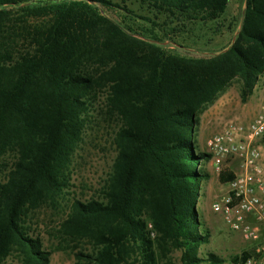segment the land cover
I'll return each mask as SVG.
<instances>
[{
	"label": "trees",
	"instance_id": "obj_1",
	"mask_svg": "<svg viewBox=\"0 0 264 264\" xmlns=\"http://www.w3.org/2000/svg\"><path fill=\"white\" fill-rule=\"evenodd\" d=\"M230 1L0 0V264L50 263L25 220L66 200L72 158L100 110L117 123V157L99 195L70 201L61 222L63 238L90 246L77 264H171L174 251L182 264L227 261L198 257L210 240L197 201L211 159L198 134L234 81L246 103L264 76V0H245L220 50L189 56L172 46L219 22ZM233 178L219 175L221 184Z\"/></svg>",
	"mask_w": 264,
	"mask_h": 264
},
{
	"label": "rangeland",
	"instance_id": "obj_2",
	"mask_svg": "<svg viewBox=\"0 0 264 264\" xmlns=\"http://www.w3.org/2000/svg\"><path fill=\"white\" fill-rule=\"evenodd\" d=\"M113 2L119 3L122 7L125 5L121 0H113ZM244 5L245 0H231L227 13L219 22L209 23L204 27L198 26L189 34L183 33L177 36L178 45L172 47L179 53L189 56H197L201 52H216L224 48L231 42L238 30ZM127 6L140 15H144L143 12L139 11L138 4H132L130 1L127 2ZM114 10L107 11L109 16L121 22L125 12L117 8ZM137 25L147 26V23L139 20L135 26ZM218 26H220V31L215 32ZM257 104L260 112L264 105V76L259 77L254 93L246 103L241 100L240 83L234 81L208 110V121L200 122L198 134L200 152L208 154V139L221 133L228 121L237 120L242 123H249L254 120L255 116H251V113L252 108L256 107ZM91 117V122L88 124L83 139L72 158V180L66 200L57 209L39 208L25 220L27 229L39 237L43 249L50 254L49 264H77L75 253L90 252V246L85 241H68L60 235L59 231L70 201L74 199L87 201L97 197L117 157L114 145L115 132L117 131L116 121H112L101 110L94 112ZM259 145L262 147L264 155V138ZM210 164V160L205 164L206 170L212 166ZM234 167L237 165L234 164ZM3 179L4 175L1 176L0 182ZM198 188L197 210L201 218L202 229L209 231L210 234L209 243L199 248L198 257L207 259L208 255L212 254L220 259L228 260L232 256L240 255L249 247V244L244 242L240 234L231 231L221 217L212 210V204L224 194V185L214 175L202 181L200 186L198 184ZM181 257V251L172 252L170 255L171 264H182ZM4 264L23 263L17 256H12ZM201 264L210 263L205 260Z\"/></svg>",
	"mask_w": 264,
	"mask_h": 264
},
{
	"label": "built area",
	"instance_id": "obj_3",
	"mask_svg": "<svg viewBox=\"0 0 264 264\" xmlns=\"http://www.w3.org/2000/svg\"><path fill=\"white\" fill-rule=\"evenodd\" d=\"M263 138L264 105L251 122L230 120L221 133L207 141L217 173L229 170L234 174L212 210L249 244L247 258L222 264H264V155L259 145Z\"/></svg>",
	"mask_w": 264,
	"mask_h": 264
},
{
	"label": "crops",
	"instance_id": "obj_4",
	"mask_svg": "<svg viewBox=\"0 0 264 264\" xmlns=\"http://www.w3.org/2000/svg\"><path fill=\"white\" fill-rule=\"evenodd\" d=\"M208 112V111H207ZM207 112H205L202 116H201V118H202V122L203 121H208L207 119H208V117H207ZM252 115L251 116H255L254 118H256V116L259 114V107H258V104L256 105V107H253L252 108V113H251ZM253 117H251V118H253ZM252 121V120H251ZM201 122V123H202ZM212 165V163L210 164V166ZM213 167V165L211 166V167H209V169L208 170H206V172L208 173V175H209V177L210 176H214L215 175V177L217 176L218 177V179H219V175L220 174H218L217 173V171L214 169V167ZM214 179V178H213ZM204 181V180H203ZM220 182V181H219ZM224 185V184H223Z\"/></svg>",
	"mask_w": 264,
	"mask_h": 264
}]
</instances>
